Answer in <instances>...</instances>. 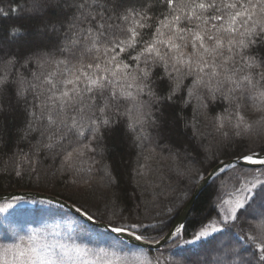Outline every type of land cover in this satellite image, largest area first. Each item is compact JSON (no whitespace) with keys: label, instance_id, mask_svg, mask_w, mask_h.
Wrapping results in <instances>:
<instances>
[{"label":"snow or ice","instance_id":"obj_1","mask_svg":"<svg viewBox=\"0 0 264 264\" xmlns=\"http://www.w3.org/2000/svg\"><path fill=\"white\" fill-rule=\"evenodd\" d=\"M62 4L68 5V0L0 7V20L16 14L39 21L54 49L34 52L23 61L13 53L0 54V116L13 100L17 107L22 103L18 138L28 147L24 152L18 146L5 167L22 179L25 174L38 176L42 161L50 159L55 171L72 175L75 184H87L85 173L91 168L83 167L85 157L95 153L125 117L127 127L137 131V126L155 128L160 121L157 111L191 109L195 123L188 153L207 163L203 171L186 170L190 185L183 198H194L199 182L211 180L215 218L200 222L192 238L183 241L200 242L198 247L180 249L175 255L185 259L171 264H193L192 257L201 253L204 258L195 264H264V180H248L251 173L242 172L243 165L218 155L233 136L252 128L247 108L264 111V0H71V18L65 17L59 26L45 23ZM23 31V23L8 29L13 39H22ZM225 104L223 114L209 120V113ZM200 117L211 124L218 143L200 142ZM181 122L186 128L190 123L175 116V123ZM137 139L148 137L141 132ZM261 157L264 148L259 155L249 150L235 159L264 166ZM105 177L115 183L107 171ZM113 200L115 209V193ZM28 203L45 201L12 196L0 205V214H7L0 219V235L13 241L0 244L5 255L12 253L11 262L0 264H67L72 254L65 246L43 242L35 230L27 238L14 232L18 215L50 211L27 209ZM75 211L93 222L89 241L112 250L109 254L99 249L104 257H114L101 264H160L159 257L148 258L145 248L160 243L148 234L168 228L165 220L127 222L113 210L107 222L100 223L83 205ZM182 228L186 232V226H174L161 239L179 240Z\"/></svg>","mask_w":264,"mask_h":264},{"label":"trees","instance_id":"obj_2","mask_svg":"<svg viewBox=\"0 0 264 264\" xmlns=\"http://www.w3.org/2000/svg\"><path fill=\"white\" fill-rule=\"evenodd\" d=\"M27 3L28 0H0V7L8 9L10 6H26ZM74 12L75 8L71 6V0H68V5L62 4L61 8L57 9L55 14L50 13L44 22L50 21L59 26V22L65 17L71 18ZM13 23L25 25V31L20 33L22 39H13L9 35L8 29ZM43 31V25L39 21L26 17L21 19L16 14L0 20V50H2L0 54L13 53L23 61L34 52L54 50L53 45L43 35ZM52 39L56 40L57 37ZM41 42L48 44V47L38 48L37 45ZM225 107H227L226 104L216 106L215 111L209 113V120L212 116L223 114ZM22 108V103L17 107L13 100V106L5 107L4 116H0V191L23 189L55 194L72 203L75 202L77 206L83 205L97 219L106 222L113 210L122 213L127 222L148 223L163 219L168 222V228H165L163 232L148 234L155 239L160 238L170 229L190 196L183 198L184 190L190 185L186 170L203 171L207 163L195 153H188L189 141L193 139L191 123H195L192 110L180 112L177 109V112L173 113L165 109L163 113L159 111L155 113L160 117L155 128L140 129L137 126V131H133L127 127L129 119L125 117L124 122L115 131L107 133L100 141L98 150L85 157L83 167L91 168L90 172L85 173L87 184L83 180L75 184L72 175L55 171L51 167L50 159L42 161L38 176L25 174L21 179L12 174L5 165L12 154L18 151V146L24 152L28 151V147L18 138L22 127V118L18 112ZM175 116H179L182 120L186 118L190 122L189 126L186 128L183 122L176 124ZM245 117L252 128L242 136H233L227 141L228 146L218 153L221 160L236 157L249 150L261 151L264 148V111L258 110V106H250L245 111ZM199 119L201 122L197 126L200 142L205 146L218 143L217 134L211 124L204 121L203 117ZM225 131L228 129L225 128ZM141 132L148 139H137ZM106 171L115 181L114 184H109L105 177ZM241 171L251 173L247 177L248 180H252L253 177L264 180V175H261V172H264V166L243 165ZM113 193L119 197L115 209H113ZM24 200L42 201L33 198H24ZM215 200L216 192L210 181L198 195L184 223L186 232L182 228L179 240L174 237L155 251L145 248L148 258L154 260L159 257L160 264H171L173 260L183 261L185 258L175 253L180 249L198 247L200 242L185 245L183 241L192 238V233L199 229L201 221L208 223V219L205 218H215ZM8 201H0V205ZM24 207L50 209V211L35 214L29 211L24 215H18L13 225L14 232L27 238L35 230L43 242L54 246H65L72 254V259L67 261V264H101L103 259H114L111 255L104 257V254L99 251L100 248L107 249V245L97 243L95 240L90 242L87 238L89 231L93 230V225L67 209L46 201L45 203H28ZM170 207L174 208L172 213L168 212ZM6 215V213L0 214V219ZM12 242V240H4L0 235V244ZM77 248L81 249L79 253L74 251ZM107 250L109 254L112 251ZM203 258L204 253H201L199 257L193 256V264ZM4 260L11 262L12 253L5 255L0 248V262Z\"/></svg>","mask_w":264,"mask_h":264},{"label":"water","instance_id":"obj_3","mask_svg":"<svg viewBox=\"0 0 264 264\" xmlns=\"http://www.w3.org/2000/svg\"><path fill=\"white\" fill-rule=\"evenodd\" d=\"M257 153V155H259L260 150H256L255 151ZM236 157L230 158L233 160V162L241 164V165H246L244 164L243 161H236L235 159ZM264 158V157H261ZM228 160V159H226ZM211 180H208L207 183L204 182H199L200 183V187L198 189H194L196 191H198V195L200 194V192L206 187V185L210 182ZM198 195H196L194 198L190 195L189 198L187 199L186 203L183 205L182 209L180 210L176 220L174 221L173 225L170 227V229H173L174 226H184V223L198 197ZM12 196H22L23 198H33V199H39L42 201H48L51 200L52 204L61 206L65 209H67L68 211H70L72 214L78 216L79 218H81L83 221L93 225V222H89L87 221L86 217L81 216L80 214L76 213L75 208L77 207V205H75L74 203L58 196L55 194H51V193H47V192H42V191H36V190H23V189H16V190H9V191H0V201H7L10 199V197ZM98 222L100 223H106V221L103 220H99ZM169 229V230H170ZM103 230V229H101ZM168 230V231H169ZM167 231V232H168ZM166 232V233H167ZM162 237V236H161ZM160 238H158L157 240H160V243L158 245H151V246H146V248L148 249H152V250H157L158 248H160L161 246H163L165 243L169 242L170 240H172L174 237H169L166 240H162Z\"/></svg>","mask_w":264,"mask_h":264}]
</instances>
